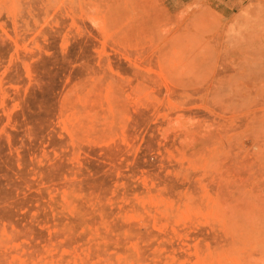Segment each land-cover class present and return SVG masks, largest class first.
Here are the masks:
<instances>
[{"label": "rangeland", "instance_id": "1", "mask_svg": "<svg viewBox=\"0 0 264 264\" xmlns=\"http://www.w3.org/2000/svg\"><path fill=\"white\" fill-rule=\"evenodd\" d=\"M0 264H264V0H0Z\"/></svg>", "mask_w": 264, "mask_h": 264}]
</instances>
